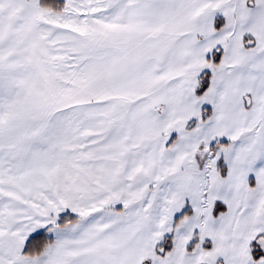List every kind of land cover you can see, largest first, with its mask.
Here are the masks:
<instances>
[{"label":"snow or ice","instance_id":"6c2138e0","mask_svg":"<svg viewBox=\"0 0 264 264\" xmlns=\"http://www.w3.org/2000/svg\"><path fill=\"white\" fill-rule=\"evenodd\" d=\"M0 264H264V0H0Z\"/></svg>","mask_w":264,"mask_h":264}]
</instances>
